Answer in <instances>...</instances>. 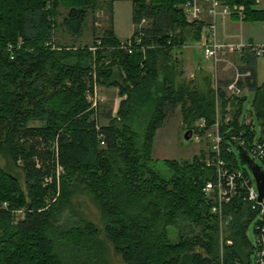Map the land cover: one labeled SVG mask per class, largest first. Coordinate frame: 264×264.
Masks as SVG:
<instances>
[{"label": "trees", "instance_id": "16d2710c", "mask_svg": "<svg viewBox=\"0 0 264 264\" xmlns=\"http://www.w3.org/2000/svg\"><path fill=\"white\" fill-rule=\"evenodd\" d=\"M188 1L133 0V36L123 43L113 29L111 0V26L101 37L94 31L91 45L76 46L55 39L60 9L67 11L60 26L80 38L89 12L102 6L98 0H0V157L25 176L23 187L0 166V202L8 203L0 209V264H107L100 231L68 217L81 190L99 204L105 238L124 264H255L247 232L256 221L257 234L258 210L244 186L253 180L235 148L264 170L259 57L245 49L239 58L241 73H250L238 84L253 95L249 126L242 120L245 96L227 97V84L216 90L201 71L184 79L182 49L201 41L204 26L186 22ZM218 1L235 11L234 19L241 11L245 22H264V10L253 9L257 0ZM96 87L118 90L116 115H99L89 100ZM178 108L187 131L198 121L206 130L218 123L219 153H209L210 164L205 153L166 161L172 176L164 180L150 166L152 146ZM258 147L262 158L254 154ZM237 172L242 179H235L220 216L217 185L226 188ZM208 184L215 191L207 193ZM170 227L178 234L175 244Z\"/></svg>", "mask_w": 264, "mask_h": 264}, {"label": "rangeland", "instance_id": "374dc122", "mask_svg": "<svg viewBox=\"0 0 264 264\" xmlns=\"http://www.w3.org/2000/svg\"><path fill=\"white\" fill-rule=\"evenodd\" d=\"M109 1L111 0H98L101 6L95 12H89L86 20V24L83 29V34L80 38H74L65 29L60 26L63 17L67 14V11L60 9V16L57 19L58 28L55 31V39L60 44L84 46L91 45L93 40L97 37H101L104 30H106L110 24L109 14ZM113 29L119 40L123 43L130 40L133 36L134 23H133V0H113ZM106 3V4H104ZM255 10H264V0H257L256 5L253 7ZM236 22V21H235ZM245 36L254 35L260 41L264 40V22H244ZM248 30V31H247ZM94 31L97 32V37H94ZM201 41L188 43L185 49L182 50V56L180 57L183 64V70L185 72V80L191 81L197 79L199 71L204 75L212 77V64L207 61L202 50L199 48ZM234 59V58H233ZM259 69L258 82H264V56H260L257 60ZM227 65L222 64L220 67L219 79L227 77L232 74L228 72ZM233 71V70H232ZM234 73V71H233ZM199 82V80L197 81ZM227 96V95H226ZM228 97V96H227ZM246 100L243 104L242 120L248 115L252 107L253 95L250 92L245 93ZM89 100L96 104L99 109V115L103 113L112 112V115H116L119 108V92L115 88L96 87L94 96H90ZM218 113L220 110L218 109ZM256 125L257 138L260 136V126L256 119H254ZM100 125H107L108 121L104 118L99 119ZM203 121L196 122L192 128L188 131H192L189 140H186L185 135L188 133L187 128L183 125L181 109L178 108L165 122L162 128H160L155 136L152 146V159L150 166L154 168L164 180H169L172 176V172L166 166V161H191L195 156H201L206 154L207 163L211 161L209 153L215 152L218 145L217 141V128L214 126L211 129H205ZM39 123H34L31 126L37 127ZM198 130V132H196ZM237 155L239 152L235 148ZM250 158L255 161L259 166L263 165L260 160L255 159L252 155ZM0 166L6 171L14 175L20 181L24 187L25 176L22 169L15 166L7 156L0 157ZM241 169L247 170L252 176L250 170L245 164H241ZM253 179V176L251 177ZM8 204L7 202H0V205ZM17 218L23 216L22 213H18ZM68 217L73 220H85L92 223L99 231V240L104 248V259L107 264H124L121 257L115 252L113 246L106 240L104 235L105 223L102 218V212L99 204L93 199V197L81 190L71 202V208L68 213ZM222 223V227L224 226ZM255 224L253 222L247 232L248 238L252 244L256 242ZM223 239V232L221 233ZM168 236L171 243L178 242V234L174 227L168 228Z\"/></svg>", "mask_w": 264, "mask_h": 264}, {"label": "built area", "instance_id": "2783aa9c", "mask_svg": "<svg viewBox=\"0 0 264 264\" xmlns=\"http://www.w3.org/2000/svg\"><path fill=\"white\" fill-rule=\"evenodd\" d=\"M183 14L185 20L188 24H201L206 25L207 31L206 34L202 38L201 50L203 52L204 58L209 61L212 66V80L214 83V88L216 90L219 89V84L221 79H219L220 75V67L222 64L230 66L234 70V77L231 79V82L224 88V91L228 97H244L246 90L239 88L238 84L241 82V79L248 77L250 73H241L240 68L230 62L226 55L227 52L239 53L241 54L245 49H251V51L255 52V54L260 57L264 56V45H254L248 42L240 41L236 44L232 45H224L218 40V23L225 22L228 19L232 18V15L235 11H232L228 6L224 5L218 0H189L183 7ZM238 17L239 20L243 21L244 15L243 12L239 11ZM96 92V91H95ZM96 107V104H94ZM244 123L246 125H252L253 121L250 116H246L244 118ZM202 124L205 125L203 122ZM217 128L218 136L217 141L218 145L216 147V153H219V145L221 142V137L219 135V125L218 123L215 125ZM254 154L262 158V149L258 147L254 150ZM210 164V162L208 163ZM223 162L218 161V167L222 166ZM218 172L222 177V171L219 167ZM242 173L237 172L235 175H230L226 181V188L223 183L220 182L217 185V188L212 184H208L205 191L207 193H211L213 191H217V200L218 207L214 208V212L222 215L223 212V203H226L230 200L228 193L235 192V179H242ZM253 180V179H252ZM247 182V181H246ZM245 182V188L247 189V200L252 203V209L258 210V220L259 224L257 225V234H256V242H255V264H264V199L259 201V193L256 187L254 180L251 184ZM7 204L0 205L1 208H7Z\"/></svg>", "mask_w": 264, "mask_h": 264}, {"label": "crops", "instance_id": "0c3cea01", "mask_svg": "<svg viewBox=\"0 0 264 264\" xmlns=\"http://www.w3.org/2000/svg\"><path fill=\"white\" fill-rule=\"evenodd\" d=\"M244 22L245 21H241L239 19H234V18H230L225 22H219L218 23V30H217L219 42L224 44V45H232V44H236L240 41L248 42V43H251L254 45H264V40L260 41L254 35L250 34V35L245 36ZM206 31H207V28H206V25H204L203 29H202L201 43L199 45L200 49H201V44H202V38L206 34ZM185 48L186 47H184L183 49H185ZM226 57L230 62L236 64L239 68L242 66L240 59H239L240 58L239 53H233V52L228 51ZM227 68H228L227 70H228L229 74H230V72L232 74H230V76H228V79L226 76L221 78L220 83L224 84V85H225V83L228 85V83H230L231 79L234 77L233 68H231L230 66H227ZM255 70H256L257 84H258V86H261L264 82L263 83L258 82V80H259L258 62L256 63ZM246 73H249V72H246Z\"/></svg>", "mask_w": 264, "mask_h": 264}, {"label": "water", "instance_id": "95a60500", "mask_svg": "<svg viewBox=\"0 0 264 264\" xmlns=\"http://www.w3.org/2000/svg\"><path fill=\"white\" fill-rule=\"evenodd\" d=\"M185 138L186 140L190 139L188 133H186ZM238 151L243 159L244 164L248 167L253 176V180L259 193V201L261 202L264 199V170L261 168V166L256 164L253 159L250 158L246 150L239 147Z\"/></svg>", "mask_w": 264, "mask_h": 264}]
</instances>
